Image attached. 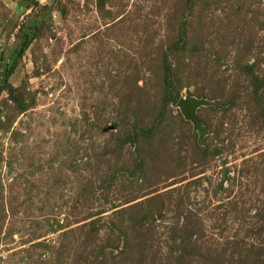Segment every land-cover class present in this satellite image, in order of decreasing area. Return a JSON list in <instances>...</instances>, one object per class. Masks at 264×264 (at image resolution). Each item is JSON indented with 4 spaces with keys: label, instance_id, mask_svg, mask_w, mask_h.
Returning a JSON list of instances; mask_svg holds the SVG:
<instances>
[{
    "label": "rangeland",
    "instance_id": "obj_1",
    "mask_svg": "<svg viewBox=\"0 0 264 264\" xmlns=\"http://www.w3.org/2000/svg\"><path fill=\"white\" fill-rule=\"evenodd\" d=\"M29 28L0 94V264H264V0H0V86ZM165 52L181 97L227 100L198 108L207 156Z\"/></svg>",
    "mask_w": 264,
    "mask_h": 264
},
{
    "label": "trees",
    "instance_id": "obj_2",
    "mask_svg": "<svg viewBox=\"0 0 264 264\" xmlns=\"http://www.w3.org/2000/svg\"><path fill=\"white\" fill-rule=\"evenodd\" d=\"M100 1H102V0H100ZM36 34H37L36 29L35 30H33L32 28L27 29L26 33L22 37L23 43H22L21 47L16 49L13 52L11 58L9 59L7 64L4 66L2 85L0 86V94L3 92V90H7L9 92L10 96L14 97L15 99L21 97V94L15 95L17 89H15L12 85H10L9 77L14 72L19 59H21L23 57L25 51L27 50V48L29 47L31 42L34 40ZM186 38H187V26H186V23L184 22L181 24V26L179 28L178 39H177L176 43H174L170 47V55L175 50L176 51H179V50L183 51L185 49ZM176 68L177 67L175 65H173V63L171 62V59H169V52H165L163 54V57H162V65H161V70H162L161 71V79L164 83L163 99H164L165 105H167V103L170 102V99L173 100L174 102H178L179 99L181 98L179 90H177L174 87V81H175L176 70H177ZM245 70L247 71L249 76H251L252 74L254 76L252 66L246 65ZM253 82H254V87H255L254 88V94H255V96L258 97V93L264 87V80H261V79L257 78L256 76H254ZM134 87H139L138 81L137 82L135 81ZM209 97H213V96L206 94L204 91H202L201 93H198V98H207V99L212 100V101L216 100V98H209ZM215 102L217 104L218 103L222 104L224 109L227 108V100L226 101H224V100L219 101L218 100V102L217 101H215ZM18 103H19L20 108L22 110H25L29 106V104L25 103L22 99L18 100ZM228 103H229V101H228ZM219 104H218V106H219ZM218 106H209V107L216 109L215 107H218ZM197 116L203 123V120H202L203 118H202V116H200L198 111H197ZM144 134L145 135L148 134L150 136L151 134H153V132H151V130H148V131H145ZM201 144L202 143L199 141L198 142L199 149L204 156H207V154H209V151L206 147L202 146Z\"/></svg>",
    "mask_w": 264,
    "mask_h": 264
},
{
    "label": "water",
    "instance_id": "obj_3",
    "mask_svg": "<svg viewBox=\"0 0 264 264\" xmlns=\"http://www.w3.org/2000/svg\"><path fill=\"white\" fill-rule=\"evenodd\" d=\"M178 106L184 115V118L193 124L194 131H198L199 141L203 143L205 135L208 134L209 130L198 118V108L202 106H218V104L207 98H198L196 96L188 95L179 99ZM110 128H114V126L111 125L108 129Z\"/></svg>",
    "mask_w": 264,
    "mask_h": 264
}]
</instances>
